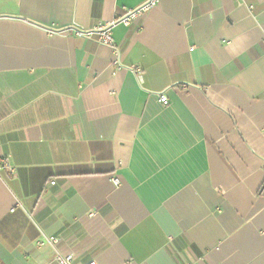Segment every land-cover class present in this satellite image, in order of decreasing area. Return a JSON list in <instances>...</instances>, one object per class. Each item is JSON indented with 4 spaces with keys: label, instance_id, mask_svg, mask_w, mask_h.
<instances>
[{
    "label": "crops",
    "instance_id": "obj_1",
    "mask_svg": "<svg viewBox=\"0 0 264 264\" xmlns=\"http://www.w3.org/2000/svg\"><path fill=\"white\" fill-rule=\"evenodd\" d=\"M148 1L0 0V264H264V0Z\"/></svg>",
    "mask_w": 264,
    "mask_h": 264
},
{
    "label": "built area",
    "instance_id": "obj_2",
    "mask_svg": "<svg viewBox=\"0 0 264 264\" xmlns=\"http://www.w3.org/2000/svg\"><path fill=\"white\" fill-rule=\"evenodd\" d=\"M156 2H157V0H149L141 8H139L137 10L127 11L126 15L123 18H121L119 20V22L127 25L129 23L130 19L135 18L137 16H141L149 8L153 7ZM74 34L78 37L90 35V34H87V33H84V32L78 31V30H75ZM96 38H97V42L102 44V45H105V46H112L113 45V39H112V36L110 33V29L106 26L98 28V30L96 32ZM158 101L163 106L168 105V98L164 94L159 95ZM5 168L11 169L12 167L5 160H0V170L5 169ZM112 182L115 186H117L119 184V181L116 178H113ZM50 184L53 185L54 182L52 181ZM38 243L40 245H44V244L55 245L57 243V239L55 237L44 238L43 240L39 241ZM55 261L57 262V264H96L94 261L75 263L74 258L71 254H68V255L57 254L55 257Z\"/></svg>",
    "mask_w": 264,
    "mask_h": 264
}]
</instances>
